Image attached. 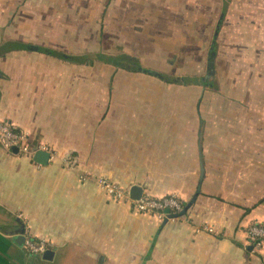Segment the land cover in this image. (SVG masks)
<instances>
[{
	"label": "crops",
	"instance_id": "crops-1",
	"mask_svg": "<svg viewBox=\"0 0 264 264\" xmlns=\"http://www.w3.org/2000/svg\"><path fill=\"white\" fill-rule=\"evenodd\" d=\"M107 2L109 53L140 70L41 50H104L101 25L61 30L68 0H0V46L29 45L0 53V120L51 153L0 145V264H263L247 228L264 225V0ZM198 32H214L204 47ZM101 177L188 209L140 212ZM24 231L51 257L16 242Z\"/></svg>",
	"mask_w": 264,
	"mask_h": 264
},
{
	"label": "built area",
	"instance_id": "built-area-1",
	"mask_svg": "<svg viewBox=\"0 0 264 264\" xmlns=\"http://www.w3.org/2000/svg\"><path fill=\"white\" fill-rule=\"evenodd\" d=\"M0 145L6 149L17 147L19 151L34 156L38 150L49 149L46 146L35 143L32 144L29 135L21 130H17L10 123L0 120ZM51 157V153H50ZM98 185L109 195L117 199H123L130 203L136 210L148 213L159 218H178L174 215L184 209V204L180 198L174 194L153 197L142 194L139 198H133L131 194L117 182L105 178H98ZM174 216V217H171ZM182 216V215H181ZM207 231L214 229L207 227ZM24 249L35 256L42 255L49 249V243L45 239L33 237L29 232H23ZM247 242L252 251H260L264 246V225L259 222H252L247 228ZM264 264V263H263Z\"/></svg>",
	"mask_w": 264,
	"mask_h": 264
},
{
	"label": "rangeland",
	"instance_id": "rangeland-1",
	"mask_svg": "<svg viewBox=\"0 0 264 264\" xmlns=\"http://www.w3.org/2000/svg\"><path fill=\"white\" fill-rule=\"evenodd\" d=\"M68 1L71 2L68 4L69 12L67 14L63 13L59 17V20L61 21L60 22L61 23V30L63 32H64V30H68V32H77V30H83V29L89 28V29H93V30L97 31L98 25H101V28H102L101 29L102 30V36L101 37L105 40L104 43H102V45H104V50H103L104 52L101 51V53L113 55L114 58L116 56H118L119 54H121V53H116V54H110L109 53L110 52L109 50L111 48H113V41L108 37L107 33L104 32L105 28L107 30V23H108V19H107L108 18V16H107L108 15V13H107L108 12V2H107V0H106L104 5H99V6L98 5H92V4H83L80 1L77 2V0H68ZM74 1H76L75 4L73 3ZM121 6L124 7V4ZM63 7H64V5H63ZM52 8H55V6H52ZM50 11H54V9L49 10V12H46V14L49 13L48 16L52 15V12H50ZM39 16H41V15H39ZM51 23H53V22H51ZM49 25H50V22L47 21V27H50ZM47 29H49V28H47ZM213 33L214 32H198L197 37H196L197 47H199V46L204 47L206 43H209L211 40V35ZM218 35H219V32H218V34H216V32H215V35H213L216 40L218 38ZM75 38L76 37H70L72 42L76 41ZM112 39H114V38H112ZM231 40L235 41V38L234 39L232 38ZM73 44H75V42H73ZM230 46H232L231 42H230ZM118 47L119 46L117 45L116 49ZM103 63H106V62H103ZM124 64H128V63H124ZM131 67L136 68L135 66H131ZM132 71H134V70H132ZM209 71H210L209 74H211V70H209ZM225 71L227 73L228 69H226ZM169 76L173 77L174 75H169ZM225 77H227V75ZM212 78H214V76ZM209 79H211V78H209ZM227 83H230L228 81V78H227Z\"/></svg>",
	"mask_w": 264,
	"mask_h": 264
},
{
	"label": "trees",
	"instance_id": "trees-1",
	"mask_svg": "<svg viewBox=\"0 0 264 264\" xmlns=\"http://www.w3.org/2000/svg\"><path fill=\"white\" fill-rule=\"evenodd\" d=\"M24 47L25 48L29 47V45L21 43V42H17V41L16 42H6L0 46V53L8 52L12 49H21ZM40 49L43 51L53 53V54H58L60 57H63L64 59L77 62V63H90V64L92 63L93 64L95 61H101V62L110 63L115 66L123 67V68L130 69V70H140V67H141L140 61L137 58L132 57L131 55H128L126 53H121L114 58L113 55H108V54L101 53V52L82 53V54L73 55V54L59 53L57 51H52L46 48H40ZM124 63H128V64H124ZM131 66H135L136 68H132ZM160 76L167 82H174L176 81V79H178V81L176 82H179V83H187L190 81L188 77L182 79L181 77L176 78L174 76L172 77L169 75H160Z\"/></svg>",
	"mask_w": 264,
	"mask_h": 264
},
{
	"label": "water",
	"instance_id": "water-1",
	"mask_svg": "<svg viewBox=\"0 0 264 264\" xmlns=\"http://www.w3.org/2000/svg\"><path fill=\"white\" fill-rule=\"evenodd\" d=\"M220 22H221V21H219V23H220ZM216 34H218V32H216ZM147 71L150 72L151 74H156V73H155L154 71H152V70H147ZM13 149H14L15 151L18 150L17 147H14ZM33 158H34V160H35L36 162H38V163H41V164H47L48 161H49V159H50V153H49L48 151H46V150H38V151L34 154ZM141 195H142V190H139V189L136 190L135 188L133 189V191H132V193H131V196H132L133 198H139ZM187 209H188V205L186 204V205L184 206L183 211L180 212V213H178V214H176V215H174V216H175V217H178V216L184 215V214L186 213ZM174 216H171V217H174ZM167 219H168V218H166V220H167ZM15 241L18 242L19 244H20V242L23 243V241H24V236L21 235V234L18 235V236H16ZM43 254H44V258H50L51 255H52V250L48 249V250H46Z\"/></svg>",
	"mask_w": 264,
	"mask_h": 264
}]
</instances>
